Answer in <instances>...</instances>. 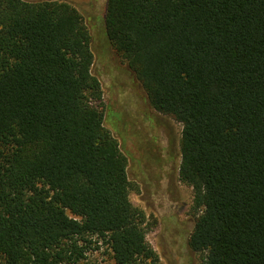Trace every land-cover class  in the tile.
I'll list each match as a JSON object with an SVG mask.
<instances>
[{
	"label": "trees",
	"instance_id": "16d2710c",
	"mask_svg": "<svg viewBox=\"0 0 264 264\" xmlns=\"http://www.w3.org/2000/svg\"><path fill=\"white\" fill-rule=\"evenodd\" d=\"M105 34L182 125L201 264H264V0H107ZM91 35L60 0H0V264H161L104 124Z\"/></svg>",
	"mask_w": 264,
	"mask_h": 264
},
{
	"label": "rangeland",
	"instance_id": "374dc122",
	"mask_svg": "<svg viewBox=\"0 0 264 264\" xmlns=\"http://www.w3.org/2000/svg\"><path fill=\"white\" fill-rule=\"evenodd\" d=\"M60 1L81 13L90 32L92 73L101 85L104 124L127 158L129 198L146 215L147 241L161 264H201L202 253L188 245L196 218L192 188L178 175L181 123L149 105L127 62L107 40V0ZM89 257L94 263L109 264L102 251Z\"/></svg>",
	"mask_w": 264,
	"mask_h": 264
}]
</instances>
